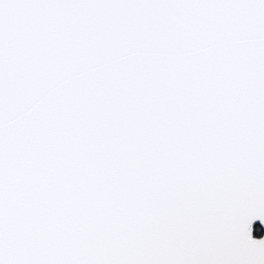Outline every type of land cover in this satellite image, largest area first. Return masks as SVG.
Here are the masks:
<instances>
[{
    "label": "snow or ice",
    "instance_id": "snow-or-ice-1",
    "mask_svg": "<svg viewBox=\"0 0 264 264\" xmlns=\"http://www.w3.org/2000/svg\"><path fill=\"white\" fill-rule=\"evenodd\" d=\"M0 264H264V0H0Z\"/></svg>",
    "mask_w": 264,
    "mask_h": 264
},
{
    "label": "trees",
    "instance_id": "trees-1",
    "mask_svg": "<svg viewBox=\"0 0 264 264\" xmlns=\"http://www.w3.org/2000/svg\"><path fill=\"white\" fill-rule=\"evenodd\" d=\"M257 235H258V233H257Z\"/></svg>",
    "mask_w": 264,
    "mask_h": 264
}]
</instances>
